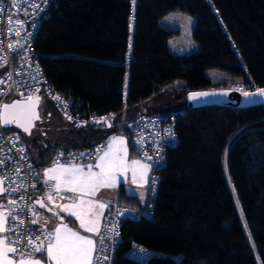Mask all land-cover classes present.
Listing matches in <instances>:
<instances>
[{"label":"trees","instance_id":"1","mask_svg":"<svg viewBox=\"0 0 264 264\" xmlns=\"http://www.w3.org/2000/svg\"><path fill=\"white\" fill-rule=\"evenodd\" d=\"M171 11L195 19L191 53L168 49L173 31L158 20ZM34 47L53 87L84 112L114 116L112 127H74L43 95L55 116L40 102L45 118L31 134L6 128L40 174L56 149L91 147L112 132L137 156L133 122L144 113L175 118L178 140L158 170L151 215L123 220L111 264H264V103L188 107L186 99L188 91L232 87L211 79L209 68L237 79L236 87H264V0H50ZM170 93L161 105L147 104ZM116 201L145 204L122 185ZM133 243L157 254L131 259Z\"/></svg>","mask_w":264,"mask_h":264},{"label":"built area","instance_id":"2","mask_svg":"<svg viewBox=\"0 0 264 264\" xmlns=\"http://www.w3.org/2000/svg\"><path fill=\"white\" fill-rule=\"evenodd\" d=\"M50 0H0V79L5 83L0 84V106L2 103L13 98H27L32 96H47L52 102L55 109L64 116L65 120L72 126H84L87 124L101 125L106 128L108 126L101 121V124L94 123L93 120H101L107 118L112 124L113 115L98 114L92 111L84 112L81 110L80 103L76 102L72 95H67L61 90L53 87L43 71L42 64L38 59L34 47V38L39 26L40 19L46 15ZM12 21L9 24V21ZM11 29V31H10ZM19 35H16V33ZM17 45V52H11L8 49V44ZM22 46V47H19ZM6 58V62L4 60ZM11 73L9 79L6 74ZM237 88H243L244 91H253L258 89L254 86H245L239 84ZM39 89V91H35ZM54 97H60V100ZM67 106V108H65ZM71 117L72 119H69ZM0 158H3V164H0V178L7 177L4 183L5 188L15 187L22 184L23 187L19 192L11 195H0V203L7 204L9 199H16L17 203L25 206L24 227L22 230H35L36 232H50V218L48 212L41 209L36 200L45 202L49 207L57 206L63 200L59 197L52 201L46 199V194L50 189L40 188V183L43 178L35 163L30 158L26 144L21 140L16 131H10L0 127ZM16 137H19L16 140ZM16 140L15 146L10 141ZM176 121L173 115H165L159 113H144L141 114L131 125V147L132 151L145 161L150 163V170L146 181L145 204L143 208L118 202L116 200L106 203V212L101 222V230L105 227L118 230L119 235L113 236L110 232L108 238L105 239L106 252H101V258L107 255L108 260L103 264H111V257L120 239V231L123 220L138 219L140 216L149 217L151 215V207L153 199L158 188L160 180L159 168L165 160L166 151L169 147L177 143ZM137 141H140L137 143ZM100 146L106 147L105 140L97 141L93 146L87 148L67 150L56 149L50 157V165L53 166V161L59 158L61 163L65 160H71L69 154H78L81 152L95 153ZM18 148H23L24 152L17 151ZM63 153V155H60ZM23 156V159H21ZM152 157L151 160L146 157ZM85 157L80 159L77 157L76 164L92 161ZM20 171L16 172L15 169ZM35 185V187H33ZM61 195H65L61 192ZM67 195L71 196V193ZM20 197H24L23 200ZM34 207L36 216H33L28 211L27 206ZM31 219H36V224H30ZM45 221L47 223H45ZM96 239H99L97 236ZM46 243V242H45ZM157 254L150 248L139 243H133L126 251V255L134 260L145 261L150 256Z\"/></svg>","mask_w":264,"mask_h":264},{"label":"snow or ice","instance_id":"3","mask_svg":"<svg viewBox=\"0 0 264 264\" xmlns=\"http://www.w3.org/2000/svg\"><path fill=\"white\" fill-rule=\"evenodd\" d=\"M174 18L175 15L170 14L165 17V20ZM187 21L191 24V18H187ZM11 23L12 21L10 20L9 24ZM16 35H19V33L17 32ZM190 35L191 32L187 31L186 36ZM169 44L175 47L172 41H169ZM8 49L11 52H17L18 43L17 45L9 43ZM4 60L6 62V58ZM0 66H3V64H0ZM6 75L9 79L11 78V73ZM3 83L5 81L0 79V84ZM236 90L240 91L245 98L251 96L264 97V89H258L255 93L244 91L243 88H237ZM35 91L38 92L39 89H35ZM221 94L226 96L227 92ZM213 95H216V93L194 92L190 93L188 98L190 100H198L200 97ZM54 98L57 100L61 99L60 97ZM39 102L38 96L33 98L32 95H28L26 99L14 101L12 104H3L0 106V127L8 128L11 125H15L24 132L30 133L33 121L39 119V114L36 111ZM68 118L72 119L71 117ZM101 121L108 127H112L107 118L93 120L97 124H100ZM79 126L77 125V127ZM2 139L3 137L0 136V140ZM18 139L19 137H16V140ZM16 140L10 141V143L15 146ZM139 142L137 141V143ZM17 151L23 153L24 149L18 148ZM127 152L125 139L113 136L110 138L106 149L104 146H100L95 153H70L71 160H65L64 163H61L59 158H57L53 161V167L43 173L47 178L44 184L48 185L50 189L46 194V199L52 201L59 197L60 199L72 201V203L60 206L61 209L67 212L69 217H75L80 222V228L85 232L92 233L98 236L99 239L84 236L78 231L69 228L67 224L58 225L54 232L22 230L25 222L21 217L24 214L25 206L17 203L16 199L12 198L8 200L7 204L0 203V233L4 234L0 236V264H42V260L43 264H103L104 261H107V255H104L103 258L100 255L101 252H106L107 250L104 241L108 238L110 232L113 236H118V230L115 227H105L102 231L99 216L103 215V209L107 205L91 199H85V197L95 196L102 188H115L121 182L118 177L126 179L125 174L128 171L132 173L133 184L138 183V172L141 179L144 178L149 171V165L142 163L140 160H132L129 164ZM60 155H63V153H60ZM77 157L80 159L88 157L94 159L95 163L78 165L75 163ZM21 159H23V156H21ZM146 159L151 160L152 157L149 156ZM0 164H3V158H0ZM15 171L19 172L20 169L17 168ZM6 180L7 177L0 178V195H11L19 192L23 187L20 184L15 187L5 188L3 185ZM50 181H55V183L50 184ZM61 192L65 195H61ZM68 193L72 195L69 196L67 195ZM20 199L23 200L24 197H20ZM35 203H39L41 208L45 207L43 199L37 200ZM96 207L101 209V212L97 215V218L93 219L91 217L94 215L93 209ZM27 209L33 216L37 215L31 205L27 206ZM63 219L64 217H61V220ZM36 223V219L30 220V224ZM45 223L47 222L45 221ZM45 256L46 259H43Z\"/></svg>","mask_w":264,"mask_h":264},{"label":"rangeland","instance_id":"4","mask_svg":"<svg viewBox=\"0 0 264 264\" xmlns=\"http://www.w3.org/2000/svg\"><path fill=\"white\" fill-rule=\"evenodd\" d=\"M170 14H174L175 18L171 19V20H165V17H168ZM187 18H191V24L188 23ZM158 23L161 27L166 28L167 30H171L173 31V33L171 35L168 36L167 38V46L168 49L176 54H188L191 53L192 51L197 49V43L193 40L192 38V28L194 26L195 23V19L192 15H190L189 13L186 12H182V11H171L166 13L165 15H163L162 17L159 18ZM190 31L191 35L190 36H186V32ZM169 41H172L173 44L175 45V47H172L169 44ZM194 45V46H193ZM207 75L215 80V81H219V82H226L227 84H230L229 86H232L233 88H236L235 84H237V79L231 78L229 76H227L226 74H224L223 72H220L216 69L213 68H209L206 71ZM174 93H170V94H162L160 96H155L153 98H151L147 104L151 106H156L157 104L161 105L163 104L166 100H170L173 97ZM41 105L45 106L46 108H48L51 112V115L55 116L54 109L52 106V103L47 100L46 98H44L41 101ZM132 113L128 116H131ZM45 118V116H43ZM44 118H40L39 121H43L42 119ZM16 130H19L17 128H15ZM20 132H22L21 130H19ZM47 137H50L51 135L49 133L45 134ZM107 139L105 140L106 142V147L107 148V144L110 140L111 137L113 136H119V137H123L126 141V147L127 149L128 144H127V138L126 136L121 133V132H112L110 134L107 135ZM127 160L128 163L130 164L132 160H140L141 162L144 161L146 164L149 165V170H150V163H148L147 161H145L143 158L139 157V156H131L129 153V150L127 152ZM142 162V163H144ZM94 164L95 160L89 161V162H85V163H79L78 165H87V164ZM50 165V164H49ZM149 172V171H148ZM126 179L124 177H118V180L121 181L117 184V186L115 187V189H119V186L121 184H123L127 190L128 193L131 194H136L137 196L142 198V204L145 203L146 200V196H145V190H146V179H147V173L144 176L143 179H141L139 172L137 175V184H133L132 183V173L131 171H128L126 174ZM142 184V186H141ZM111 192V188H102L100 189L95 196L92 197H88V199H91L93 201H97V202H101L100 199L102 197H106L107 195H109V193ZM55 207V206H53ZM52 207V208H53ZM98 207L93 209L94 214L96 213ZM50 216L55 217V215L51 212L48 213ZM92 218V217H91Z\"/></svg>","mask_w":264,"mask_h":264},{"label":"water","instance_id":"5","mask_svg":"<svg viewBox=\"0 0 264 264\" xmlns=\"http://www.w3.org/2000/svg\"><path fill=\"white\" fill-rule=\"evenodd\" d=\"M260 89H264L260 88ZM258 89L253 90V91H247L250 93H255ZM194 92H209V93H216V95L213 96H207V97H200L198 100H190L189 94L194 93ZM227 92V95H222L221 93ZM39 97L40 102L42 101V96L37 95ZM33 96V98L37 97ZM20 99H26V98H13L10 101H6L3 104H12L14 101L20 100ZM187 99V106L188 107H195V106H202L206 104H221V105H229V106H245V105H250V104H258V103H264V97L261 96H251L249 98H245L243 94L240 91H237L236 88L232 87H223V88H210V89H203V90H194V91H188L186 95ZM40 102L36 108L37 113L39 114V119H40V112H39V105ZM1 105V106H2ZM38 119V120H39ZM33 121V126L30 129V133L24 132L22 129L17 128L15 125H11L9 127H15L25 134H31L32 129L35 126L36 121ZM101 124V123H100ZM37 201V200H36ZM45 203V202H44ZM37 205L40 207V204L37 203ZM41 208V207H40ZM44 211L50 212L52 209L45 204L44 208H41Z\"/></svg>","mask_w":264,"mask_h":264},{"label":"crops","instance_id":"6","mask_svg":"<svg viewBox=\"0 0 264 264\" xmlns=\"http://www.w3.org/2000/svg\"><path fill=\"white\" fill-rule=\"evenodd\" d=\"M142 162H144V161H142ZM144 163H145V162H144ZM51 167H53V166L49 165V166L45 167V168L42 170V174H41V175H42L43 180H42V182L40 183V184H41V185H40V188H42V189H49L48 185H45V184H44V181H45L47 178L44 176L43 173L45 172V170H47V169H49V168H51ZM147 174H148V172H147ZM147 177H148V175H147ZM146 181H147V179H146ZM49 183H50V184H54L55 181H50ZM121 185L123 186V191H124L126 194L136 196V197L139 199L140 205L142 204V202H141V201H142V198H141V197L137 196L136 194L128 193L127 190H126V188H125V186H124L123 184H121ZM118 193H119V189L111 188V192L109 193V195H107L106 197H102V198L100 199V201H101L102 203H104V204H106V203L109 202V201H114V200L117 199V197H118ZM85 199H88V197H85ZM69 203H72V201H70V200H63L60 204H58L57 206L51 208L52 211H50V212L53 213V214L55 213V214H54L55 217L50 216V215L48 214L49 212L47 213V214L49 215V218H50V222H49V229H50V232H54L55 228H56L58 225H60V224H67V226H68L69 228H72L74 231H78L80 234H82V235H84V236H88V237H91V238H93V239H96L97 236H95V235L92 234V233L85 232L82 228H80V222H79L78 220H76L75 217H69V216H68V213L65 212V211H63V210L61 209L60 206L65 205V204H69ZM105 209H106V208L103 209V215H100V216H99L100 225H101L102 219H103L104 214H105ZM100 212H101V209L98 208L97 211H96V213L92 216V218H93V219L97 218V215H98ZM61 217H64V219L61 220ZM2 235H4V234H3V233H0V236H2ZM37 258L40 259L39 256H37ZM43 259H46V256H45ZM42 264H43V260H42Z\"/></svg>","mask_w":264,"mask_h":264}]
</instances>
